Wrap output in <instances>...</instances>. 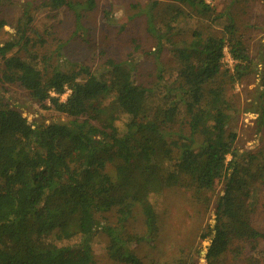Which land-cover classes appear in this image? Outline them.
<instances>
[{
    "label": "trees",
    "instance_id": "16d2710c",
    "mask_svg": "<svg viewBox=\"0 0 264 264\" xmlns=\"http://www.w3.org/2000/svg\"><path fill=\"white\" fill-rule=\"evenodd\" d=\"M176 1L180 6L160 26L152 15L157 1L146 10L147 31L160 47L166 40L172 44L178 66L176 78L166 81L158 63L157 82L150 88L135 83L131 58L107 60L95 71L54 68L45 77L19 55L8 57L15 49L29 54L35 47L29 9L15 38L0 45V81L18 84L43 109L69 118L32 125L0 99V264H92L98 228L108 238L111 260L158 264L142 262L133 251L143 240L126 230L134 206L152 207L149 199L172 187L191 189L207 200L219 182L214 223L201 235L210 241L206 264L218 260L234 239L251 243L260 237L248 215L254 184L264 179V159L240 153L236 134L226 129V88L250 73L248 51L230 16L219 36L194 31L190 41L185 39L179 25L189 18L185 9L213 23L221 15L207 0ZM28 5L52 11L67 6L78 17L80 10L95 6L94 0ZM5 25L1 20L0 30ZM226 56L232 69L223 64ZM120 114L127 116L122 129L116 124ZM108 165L114 174L106 171ZM112 211L118 215L116 226L98 225L96 215ZM145 223L151 231L153 221ZM52 235L60 241L78 239V246L59 247L49 242ZM78 251L80 256L73 255Z\"/></svg>",
    "mask_w": 264,
    "mask_h": 264
},
{
    "label": "rangeland",
    "instance_id": "374dc122",
    "mask_svg": "<svg viewBox=\"0 0 264 264\" xmlns=\"http://www.w3.org/2000/svg\"><path fill=\"white\" fill-rule=\"evenodd\" d=\"M84 0H69L81 3ZM157 1L158 7L152 15L155 24L161 25L179 7L176 0H94L91 11L75 12L63 6L52 11L49 8L35 10L28 3L32 0H0V21L6 25L0 30V45L15 38L20 23H24V11L29 9L33 19L30 38L36 40L30 53L14 50L16 54L35 65L45 77L54 68L62 71H77L80 67L98 70L107 60L115 62L131 58L136 63L134 81L147 88L157 82V65L162 64L163 77L173 81L178 72L172 44L164 41L162 47L147 31L146 10ZM216 15L221 18L213 23L190 16L179 25L185 39L190 41L194 31L205 35L222 32L225 19L230 16L242 38L251 60V71L235 85H227L226 100L229 116L227 133L236 134L235 148L240 153L251 152L264 159V0H207ZM105 12H108L105 16ZM152 18V16H151ZM135 47L137 49H135ZM226 52V50H225ZM226 68L232 69V61L226 56ZM0 69L2 61L0 60ZM66 96L61 98L64 101ZM0 99L10 107L20 111L32 125H48L69 121L65 115L53 110H45L32 101L28 92L18 84L0 81ZM116 122L123 128L127 116L119 115ZM106 171L114 174L111 166ZM222 183H217L215 191L206 199L197 196L191 189L172 187L160 196L151 197L152 207L143 209L134 206L131 217L126 221V230L143 238L133 246V251L144 263L158 264H206L205 253L209 240L201 235L214 223V207L222 194ZM210 200V203L205 204ZM248 215L251 226L260 234L255 241L245 242L234 239L228 250L213 264H264V179L254 184ZM150 209V210H148ZM117 213L96 215L100 226H116ZM153 221L154 227L148 231L146 219ZM49 242L61 247L77 248L78 239L60 241L55 235ZM108 238L98 228L92 241V264H121L111 260L107 252ZM82 254L75 252L76 257Z\"/></svg>",
    "mask_w": 264,
    "mask_h": 264
}]
</instances>
